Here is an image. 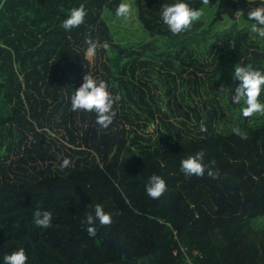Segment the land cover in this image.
I'll list each match as a JSON object with an SVG mask.
<instances>
[{"label":"trees","instance_id":"16d2710c","mask_svg":"<svg viewBox=\"0 0 264 264\" xmlns=\"http://www.w3.org/2000/svg\"><path fill=\"white\" fill-rule=\"evenodd\" d=\"M120 2L0 0V264L20 248L27 264H264V228L252 224L264 217V116L244 118L246 105L231 100L236 64L264 72V39L247 18L264 0H185L215 9L179 35L161 19L179 0H134L147 34L127 42L104 18ZM81 4L85 22L66 31ZM157 29L167 34L151 36ZM88 38L110 45L94 63L83 57ZM87 72L120 97L107 129L71 109ZM200 150L219 179L181 172ZM153 174L167 184L159 199L145 191ZM97 203L113 223L97 221L90 237L84 221ZM38 208L52 213L50 228L35 226Z\"/></svg>","mask_w":264,"mask_h":264},{"label":"clouds","instance_id":"9594fccd","mask_svg":"<svg viewBox=\"0 0 264 264\" xmlns=\"http://www.w3.org/2000/svg\"><path fill=\"white\" fill-rule=\"evenodd\" d=\"M204 5L209 3V0H202ZM134 14L132 4L127 0H121L115 9V15L123 20L130 19ZM88 15L83 4L70 9L69 14L62 22V27L66 31H71L80 27ZM204 16L203 9L192 8L185 0L172 4H163L161 8V19L167 26L172 35H179L189 31L193 24ZM247 18L254 21L248 27L250 32L264 39V6H258L251 9ZM88 45L84 59L89 63H94L97 49L102 48L108 52L110 45L108 42L102 44L94 41L91 38L86 39ZM233 79L239 81L235 87L234 95L231 100L235 104H240L242 101L245 107L241 109L244 118H250L254 115L264 116V103L260 101V96L264 92V72L255 69L252 64L240 66L236 64L233 72ZM120 100L119 95H113L109 91L108 85L104 80L96 79L91 73L87 72L83 76V83L75 88L74 93L70 97L71 109L74 112L95 113V123L102 129H107L114 121L117 113L114 110V104ZM201 131H206L202 125ZM233 133L239 136L242 140H246L247 133L239 128H234ZM205 152L197 151L195 154L188 155L182 159L180 164L181 172L187 177H203L207 170V175L213 179H219V170H213L204 164ZM71 165L69 158L64 157L60 164L61 169ZM146 194L151 199H159L166 191V181L160 176L153 174L147 181L145 186ZM53 215L48 210L36 209L33 213V221L36 227L48 229L52 226ZM97 221L100 227H110L113 223L112 215L105 212L102 205L97 203L94 206V214L89 212L86 214L84 223L87 225L85 231L90 237H95L97 234ZM27 254L23 248L15 250L10 254L3 256V264H27Z\"/></svg>","mask_w":264,"mask_h":264},{"label":"rangeland","instance_id":"374dc122","mask_svg":"<svg viewBox=\"0 0 264 264\" xmlns=\"http://www.w3.org/2000/svg\"><path fill=\"white\" fill-rule=\"evenodd\" d=\"M132 1L134 0H127V2L132 4ZM132 7L134 9V14L133 16L128 19V20H123L121 18L116 17L115 13H105L104 18L109 25L111 29V33L115 40L121 41V42H127L132 39H142L144 35L147 34V32L142 28L138 22L137 19V12L135 7L132 4ZM203 9V8H201ZM214 6L211 7L209 10L203 9L204 10V16L201 18V20L207 24L209 23V20L211 18V13L214 11ZM215 24L214 26H216ZM223 26H228L230 25V21L228 20H223L222 21ZM218 27V26H217ZM221 29V28H220ZM167 30H160L157 29L151 33V36H156V35H166ZM147 37V36H146ZM145 37V38H146ZM204 74V72H203ZM253 226L254 227H261L264 228V217L255 219L253 221ZM155 246L159 250H164L168 247V244L162 234L157 235L155 239Z\"/></svg>","mask_w":264,"mask_h":264},{"label":"built area","instance_id":"2783aa9c","mask_svg":"<svg viewBox=\"0 0 264 264\" xmlns=\"http://www.w3.org/2000/svg\"><path fill=\"white\" fill-rule=\"evenodd\" d=\"M183 249V248H182ZM189 264H191L190 262H189Z\"/></svg>","mask_w":264,"mask_h":264}]
</instances>
